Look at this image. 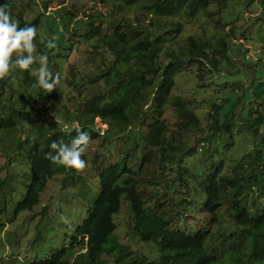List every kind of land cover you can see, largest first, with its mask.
I'll return each mask as SVG.
<instances>
[{
  "label": "rangeland",
  "instance_id": "1",
  "mask_svg": "<svg viewBox=\"0 0 264 264\" xmlns=\"http://www.w3.org/2000/svg\"><path fill=\"white\" fill-rule=\"evenodd\" d=\"M8 2L13 7L12 19L18 20L20 26L41 19L42 24L36 27L37 37L43 35L45 42L54 38L55 43L73 44L69 62L63 67L54 68V74L60 73L61 80L57 86L58 102L53 103L52 113L61 111L67 104L70 111L68 118L75 122L74 125L79 123L75 115L86 109L84 98L104 90L107 79L105 73L103 77L100 74L111 66H116L124 73L133 72L137 55L136 41L133 39L125 45V53L119 58L112 62L103 58L101 48L94 47L95 39L88 38L90 31H86V28L92 27L88 16L98 14L97 11L106 14L112 10L113 17L121 20L122 15L118 12L122 10L134 25H137L138 19L152 36L157 32L151 23L155 18L149 8L152 0H142L139 5L132 7L118 0H108L107 3L103 0ZM105 14L100 24V38L115 36L117 27L111 25L112 21L109 22ZM67 18L71 23H67ZM174 21L179 22V29L171 27L170 21L166 19V24L162 21L158 29L165 36L160 63L167 65L171 59L167 51L171 49L178 58L175 85L162 109L159 112L147 109L156 100L148 105L139 104L137 113L132 115L130 128L122 133L110 134L109 137L105 133L109 131L110 122L97 117L95 127L100 130V137L90 142L87 168L82 172L63 171L54 176L41 192L38 204L31 210L18 211L33 174L32 161L26 155L28 137L33 132L21 127L27 119V114L20 110L24 109L23 100L29 99L27 110L42 113L43 118H46L44 120H47L43 122L45 127H51L50 123L55 117L51 116L50 107L46 108L35 98L36 88L37 91L40 89L38 85L34 86V82L21 84L16 76L21 70L13 67L9 75L0 80V121L7 116L15 118L18 123V128L0 132V225L4 226L0 232V264H30L45 260L71 245L74 232L89 215L90 204L99 197L100 170L115 164L135 172L138 187L148 207L168 216L171 230L196 233L202 228L209 229L213 251L220 258L228 253L247 254V250H250L247 235L230 223L231 200L225 196L232 197L230 190L234 188L228 180H232V176L240 171L239 165L245 156H248V161L243 163V171L248 176L253 175L252 160L257 156L264 164V140L261 139L264 126L260 135L254 128H249L252 125L250 114L254 113L253 108L256 106L254 91L260 92L264 88V0H210L208 7L199 9L194 17L183 14L180 20ZM166 29L169 30L164 31ZM231 29L233 34H230ZM227 33L230 38L226 49L216 54L213 52V58L209 54L195 60L186 55L195 46L194 41L206 45L208 51L214 50ZM107 40L108 37L105 38ZM42 48L49 51L45 45ZM42 54L36 43L34 55ZM202 61H205L204 64ZM38 68V62L32 65V70ZM25 73L34 76L31 71ZM159 79L158 76L154 78L157 84ZM178 98L183 100L182 107L173 104ZM224 98L231 99V103L225 105V110L232 112L225 116L223 109L219 108L223 115L216 123L212 117L216 107L214 103H220ZM13 106L19 110H10ZM184 109L199 118L198 126L186 128L181 125L183 118L180 113ZM159 121L165 123L164 133L175 149L168 151L167 155H172L175 160L169 165L160 161L159 148L148 143V127ZM217 131L220 133L217 134ZM207 133L210 134L209 138ZM205 138L209 139L210 146L201 147L200 141ZM217 168L221 169L223 189H227L223 190V204L218 211V219L225 221V224H212L211 215L203 211L208 203L207 175ZM260 170L263 177H259L253 189L248 185L244 195L239 197L253 213L262 211L263 199L257 198L264 193V170ZM185 181L189 185L187 200L183 198ZM61 215L67 218V223L60 219ZM115 221L116 236L121 243L130 245L136 252L156 256L154 245L136 237L134 214L130 203L124 198ZM74 249L76 254L71 264H85L83 254L87 248L78 243Z\"/></svg>",
  "mask_w": 264,
  "mask_h": 264
},
{
  "label": "trees",
  "instance_id": "2",
  "mask_svg": "<svg viewBox=\"0 0 264 264\" xmlns=\"http://www.w3.org/2000/svg\"><path fill=\"white\" fill-rule=\"evenodd\" d=\"M107 1L103 0L104 3H107ZM118 1H124L130 7L139 5L142 2V0ZM5 3L9 5L8 11L11 12V9H13L11 3L8 0H0V5ZM209 4L210 0H152L149 8L155 15V18L152 20L154 23L151 22L157 31L155 32V36L147 32L140 20L137 19V25H134L130 18H126V14L122 10L118 12L122 15L121 20L113 17L112 10L106 14L102 11H97L98 14L88 16L89 24L92 25L91 28H86V31H90L88 38L95 39V49L101 48V56L108 59L109 62L125 53V45L129 40L134 39L137 46L133 72L124 73L116 66L108 68L100 74V77H103L105 73V79H107L104 90L94 96L85 97V111L75 115L79 121L77 125L91 133V141L100 137V130L95 127V119L97 117L110 122L109 131L105 133L109 137L110 134L122 133L130 128L132 115L133 113H137L136 108H139V104L148 105L156 100L154 105L150 104L147 109H151L152 112H159L162 109L175 85V76L178 68L176 62L178 58L174 56L171 49L167 51L171 55V59L167 65L160 63L161 47L165 36L162 34L163 31H159L158 29L162 25V21L164 22V19L170 21L169 25L171 27L179 29V22H175L174 19L180 20L183 14L187 17H194L199 9L207 8ZM104 14L109 22L112 21L113 24L111 25H117L114 32L115 36L100 38V24L104 19ZM67 20V23H71L69 18ZM41 24V19H37L28 25H35L37 27ZM230 34H233V29H231ZM230 34L227 33L226 37L221 38V41L218 42L221 45L218 46L217 43L215 49L212 51H208L206 45L198 44L194 41L195 46L190 48L186 55L188 58L195 60L204 58V56L209 54L213 58V52L216 54L226 49ZM106 37L109 40L105 41ZM37 38L38 51L48 56V66L53 73L55 72V67H63L69 62L72 57V43L67 45L66 42V46L63 42L56 43L55 48L49 49L46 52L42 48L45 44H41L40 38ZM246 53H248V50ZM202 62L204 64L205 61ZM25 72L27 71H18L16 73L21 84L25 85L34 82V86H37V78ZM157 76L160 77L158 84L154 80ZM262 82L264 83V80ZM57 96V89L51 93H47L42 88L39 91L36 88L35 98L39 99L46 108L49 109L50 107V114L55 117L53 122L50 123L52 126L49 128L45 127V123L43 122H47V120H44L46 118H43L40 111L33 113L31 110H27L26 107L29 99L23 100L25 103L24 109H20L27 114L26 123L22 124L21 127L23 129L28 128V130H32L33 132L32 135L29 134L26 146V155L32 161L33 174L32 182L28 185L25 194V199L18 206L19 212L31 210L38 204L41 192L45 189L47 183L58 173L63 171L74 173L76 171L62 165L53 164L50 160L45 159V154L53 151L50 148L52 141L63 140L66 143H70L71 139L76 135L74 130L70 132L63 131L65 124L72 129L75 123L68 118L70 111L67 104H64L61 111L52 113L53 103L58 102ZM254 96L256 106L253 108L254 113L250 114L252 125L249 128H254V131L260 135L261 128L264 126V109L262 107L264 106V88L260 92L255 90ZM258 100L261 102L258 103ZM230 101L231 99L224 98L220 100V103H214V107H216L212 117L216 123H218L220 116L223 115V113L220 114L219 108L223 109L225 116L232 112V110H227L229 112L225 110V105L231 103ZM173 104L182 107L183 100L178 98ZM10 110L16 111L19 109L13 106ZM143 112L145 113L144 110H142ZM180 116L183 118L181 125L186 128L200 124L199 118L192 116L186 109L180 113ZM10 128H18V123L15 118L6 116L0 121V132ZM229 128L231 130V127ZM164 129L165 123L162 121L150 125L148 127V143L150 146L159 148L161 153L160 161L164 162V165H169L172 162L174 163L175 160H173L172 155H167L168 151H175V149L166 137ZM216 133L220 132L217 131ZM262 136L261 139L264 140V134ZM208 138L200 141L201 147L210 146ZM218 143H221L220 140ZM226 148L225 146L224 149ZM153 151H156V149ZM213 152L215 153L217 150H213ZM150 153L153 152L150 151ZM88 154L89 148L82 157L86 160L87 166ZM261 160L260 156L252 160L253 175L248 176V173L243 171V163L248 161V156H245L239 165L240 171L232 176V180L231 178L228 180V183L234 188L230 190L232 197L225 196L228 200H231L229 208L231 225L247 235V241L251 247L250 250H247V254L245 252L242 255L241 253H228L220 258L213 251V246L210 242L211 233L207 228H202L196 233H186L180 229L171 230L169 228V217L159 210L148 207L146 198L138 187V178L135 172L128 167L123 168L120 164H115L100 170L99 197L95 202L90 204L88 217L79 229L74 232L73 243L61 251L55 252L50 258L33 261L30 264H71L72 258L76 254L74 246L78 243L82 247L87 248V252L83 254L85 264H264V193L261 197H257L263 200H261L262 211L258 210L256 213L249 210L245 202L239 199V197L244 195L245 188L248 185L253 189L259 177H263L262 170L260 169L263 168L264 170V164L261 163ZM212 162L213 160L208 161V164ZM220 170V168H217L213 173L210 172L207 175L209 179L207 187L208 203L203 211L211 215L212 224L219 222L222 224L226 223L218 219V211L223 204L222 195L224 190ZM188 187V181H185L186 192L183 196L185 200H187ZM123 198L126 202L130 203L133 211L136 237L143 242L154 245L156 256L150 257L144 253L136 252L130 245L121 243L117 239L115 215L121 211ZM0 227L1 232L4 226L0 225Z\"/></svg>",
  "mask_w": 264,
  "mask_h": 264
},
{
  "label": "clouds",
  "instance_id": "3",
  "mask_svg": "<svg viewBox=\"0 0 264 264\" xmlns=\"http://www.w3.org/2000/svg\"><path fill=\"white\" fill-rule=\"evenodd\" d=\"M8 8L7 3L0 5V80L5 79L12 68L16 67L21 71H31L32 75L36 76L40 88L47 93L53 92L60 83L61 75L58 72L54 74L49 68L46 54L34 55L37 38L36 26L26 24L21 27L18 20L12 19ZM40 43L45 44L49 49L56 47L54 38L45 42L43 35L40 37ZM14 56L15 59H13ZM37 62L39 68L32 70V65ZM72 130L76 132V135L70 143L63 140L52 141L50 148L53 151L46 153L45 159L50 160L53 164L82 172L87 167V162L82 157L89 148L91 133L80 128L79 125H74L72 129L67 124L64 125L63 131L70 132ZM60 219L68 222L63 215Z\"/></svg>",
  "mask_w": 264,
  "mask_h": 264
}]
</instances>
